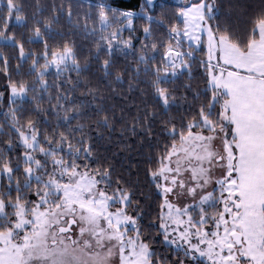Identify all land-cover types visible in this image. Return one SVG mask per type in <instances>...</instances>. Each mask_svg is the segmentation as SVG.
<instances>
[{
  "label": "snow or ice",
  "instance_id": "snow-or-ice-1",
  "mask_svg": "<svg viewBox=\"0 0 264 264\" xmlns=\"http://www.w3.org/2000/svg\"><path fill=\"white\" fill-rule=\"evenodd\" d=\"M154 4L0 3V49L14 53L0 51V264H264V7L241 28L217 0ZM137 45L143 67L125 71L149 78L160 111L134 187L75 139L69 112L73 73L95 61L108 76Z\"/></svg>",
  "mask_w": 264,
  "mask_h": 264
},
{
  "label": "trees",
  "instance_id": "trees-1",
  "mask_svg": "<svg viewBox=\"0 0 264 264\" xmlns=\"http://www.w3.org/2000/svg\"><path fill=\"white\" fill-rule=\"evenodd\" d=\"M2 2L3 0H0V3ZM40 2L43 4L48 0H40ZM81 2L87 8L96 0H81ZM143 2L144 0H108L113 7L133 9L136 12L140 11V4ZM177 5L169 0H155L153 15H158L161 10L174 9ZM217 5L220 9L218 17L222 21L228 18L233 24L242 28L248 16L264 7V0H217ZM27 11L30 17L31 10ZM139 20L140 18L137 17L138 27ZM30 23L29 20V25ZM17 31H24V29L18 28ZM26 47L38 51L40 45L35 43L28 44ZM0 51L6 55L14 54L7 46ZM139 55L140 45H137L134 55L121 56V63L113 66L108 76H105L97 67L95 61L92 62L89 71L79 76L73 73L72 80H79L81 87L73 90L75 104L69 112V115L76 113L78 117L72 122L73 127L83 125L82 131L75 134V139L83 138L85 143L90 139L95 150L93 155L97 158L98 164L112 167L114 182L119 176L134 187H139L136 184L137 175H139L140 184H144V158L149 146L145 135L148 119H151L153 115L159 117L160 111L152 98L153 88L143 83L149 78L141 76L138 81L134 78L132 71H125L126 68L143 67L137 64L136 58ZM81 66L84 67V64L82 63ZM27 67L26 63L23 70L26 71ZM49 80L52 84V102L50 103L48 96L44 95L41 98L43 101L41 107L50 113L48 125H42V128L47 127L51 130L57 124L55 116L51 113L55 111V96L60 93V90L55 87L54 76H50ZM121 80L123 83L120 82ZM89 85L92 91L88 90ZM69 87L65 80L64 91H67ZM182 97L183 92H178L177 103L181 102ZM81 100L86 103L81 105ZM65 111L68 109L61 110V119ZM81 113L84 115H80ZM41 119H43L42 116ZM142 136L143 142H141Z\"/></svg>",
  "mask_w": 264,
  "mask_h": 264
},
{
  "label": "rangeland",
  "instance_id": "rangeland-1",
  "mask_svg": "<svg viewBox=\"0 0 264 264\" xmlns=\"http://www.w3.org/2000/svg\"><path fill=\"white\" fill-rule=\"evenodd\" d=\"M169 1L172 3L178 4V5L183 2V0H169ZM125 35H127V34H125Z\"/></svg>",
  "mask_w": 264,
  "mask_h": 264
}]
</instances>
